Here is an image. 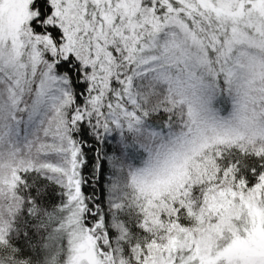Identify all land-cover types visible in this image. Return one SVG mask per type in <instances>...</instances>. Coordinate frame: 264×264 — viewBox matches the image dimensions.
I'll list each match as a JSON object with an SVG mask.
<instances>
[{
	"label": "snow or ice",
	"instance_id": "1",
	"mask_svg": "<svg viewBox=\"0 0 264 264\" xmlns=\"http://www.w3.org/2000/svg\"><path fill=\"white\" fill-rule=\"evenodd\" d=\"M0 264H264V0H0Z\"/></svg>",
	"mask_w": 264,
	"mask_h": 264
}]
</instances>
